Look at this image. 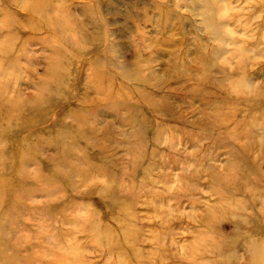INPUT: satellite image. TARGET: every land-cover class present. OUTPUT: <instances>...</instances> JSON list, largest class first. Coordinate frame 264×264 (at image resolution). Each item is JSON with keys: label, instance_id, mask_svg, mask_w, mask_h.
<instances>
[{"label": "rangeland", "instance_id": "374dc122", "mask_svg": "<svg viewBox=\"0 0 264 264\" xmlns=\"http://www.w3.org/2000/svg\"><path fill=\"white\" fill-rule=\"evenodd\" d=\"M262 37L264 0H0V264H264Z\"/></svg>", "mask_w": 264, "mask_h": 264}, {"label": "bare ground", "instance_id": "6f19581e", "mask_svg": "<svg viewBox=\"0 0 264 264\" xmlns=\"http://www.w3.org/2000/svg\"><path fill=\"white\" fill-rule=\"evenodd\" d=\"M262 44H264L263 37H262V40H259L255 43V47H254L255 48V55H260V53H261L260 47ZM257 96H258L257 99H262V94H260V95L258 94Z\"/></svg>", "mask_w": 264, "mask_h": 264}]
</instances>
